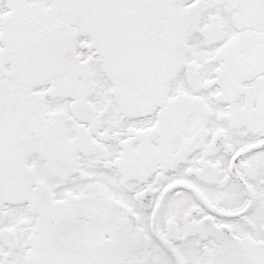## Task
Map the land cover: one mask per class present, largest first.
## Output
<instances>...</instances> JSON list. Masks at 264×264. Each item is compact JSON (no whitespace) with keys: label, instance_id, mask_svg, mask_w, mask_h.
<instances>
[{"label":"snow or ice","instance_id":"1","mask_svg":"<svg viewBox=\"0 0 264 264\" xmlns=\"http://www.w3.org/2000/svg\"><path fill=\"white\" fill-rule=\"evenodd\" d=\"M0 264H264V0H0Z\"/></svg>","mask_w":264,"mask_h":264}]
</instances>
